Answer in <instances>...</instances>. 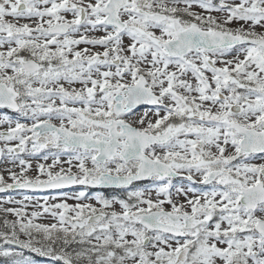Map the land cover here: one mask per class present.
Masks as SVG:
<instances>
[{"label":"snow or ice","instance_id":"obj_1","mask_svg":"<svg viewBox=\"0 0 264 264\" xmlns=\"http://www.w3.org/2000/svg\"><path fill=\"white\" fill-rule=\"evenodd\" d=\"M0 164V264H264V0H0Z\"/></svg>","mask_w":264,"mask_h":264},{"label":"rangeland","instance_id":"obj_2","mask_svg":"<svg viewBox=\"0 0 264 264\" xmlns=\"http://www.w3.org/2000/svg\"><path fill=\"white\" fill-rule=\"evenodd\" d=\"M234 26V25H233ZM99 35V33L97 34ZM140 111H142V109H140ZM66 159V158H64ZM39 162V163H51V160L45 162L43 160H40V161H37V160H33L32 163H33V171L29 173V175H33L34 174V169H35V165L36 163ZM4 168V165L3 164H0V169H3ZM11 195H13L15 197V199H22L23 198V194H27V195H30V196H33V197H40V196H44V195H50V194H45V193H17V192H12L10 193ZM4 196V194L0 193V198H2ZM182 199V198H181ZM35 201H33L34 203ZM27 203V202H25ZM67 203L69 204H74L75 201L73 200H68ZM94 203V202H93ZM7 207H20V205H6ZM32 210V207L31 205L26 209V211L30 212ZM4 214L3 213H0V226H2V223H3V219H4ZM7 219L9 220H14L15 217L9 215L7 216ZM37 223H50L52 222L50 218H41L39 220L36 221Z\"/></svg>","mask_w":264,"mask_h":264}]
</instances>
